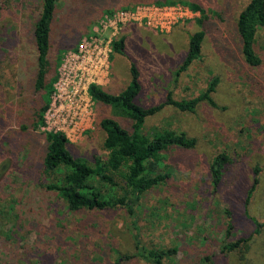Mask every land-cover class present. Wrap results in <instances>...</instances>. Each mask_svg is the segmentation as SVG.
Listing matches in <instances>:
<instances>
[{"label": "rangeland", "instance_id": "1", "mask_svg": "<svg viewBox=\"0 0 264 264\" xmlns=\"http://www.w3.org/2000/svg\"><path fill=\"white\" fill-rule=\"evenodd\" d=\"M143 1L149 0H57L45 78L48 85L54 77L51 91L65 52L106 13ZM185 1L197 4L203 15L197 11L168 33L132 23L122 27L124 53L112 52L102 86L120 92L134 61L141 83L136 103L161 106L143 130L170 129L196 140L191 149L163 153L152 173L169 176L140 195L131 217L125 207L71 211L45 187L61 183L67 169L45 168L48 131L32 113L45 94L34 90L33 31L42 0H0V264H154L137 255L136 236L147 248H176L163 264H264V25L254 42L261 63L251 66L236 29L249 0ZM200 29L201 56L181 69L189 36ZM214 77L212 104L202 100L188 112L166 103L168 95L182 100L204 93ZM104 118L130 129L127 118L94 101L92 123L68 140L74 157L90 165L105 157ZM221 151L228 160L216 187L210 165ZM231 242H238L235 249L222 248Z\"/></svg>", "mask_w": 264, "mask_h": 264}, {"label": "trees", "instance_id": "2", "mask_svg": "<svg viewBox=\"0 0 264 264\" xmlns=\"http://www.w3.org/2000/svg\"><path fill=\"white\" fill-rule=\"evenodd\" d=\"M57 0H42L39 16L35 23L33 37L37 49V73L34 81L35 92H44L38 97L37 105L32 111L37 117L36 123L43 122L42 114L47 108L51 92V82H45L48 72V52L50 47L51 23ZM188 5L194 11L204 10L195 3L185 0H149L139 2L125 8L132 9L138 4H174ZM201 24L202 20H198ZM264 25V0H249L238 15L236 22L237 34L240 40V50L244 61L257 66L261 58L254 48L255 36L258 28ZM204 29H200L189 36L188 51L181 65L186 68L201 56V44ZM112 52L124 53V38L120 36L111 44ZM130 80L118 93L106 91L101 86L90 85L88 92L94 101L109 105L113 112L130 121V129L120 125L113 118H104L100 126L105 132L104 147L107 151L104 158H97L93 165L81 158L74 157L67 148L68 139L62 132H47L46 153L44 165L47 170L65 166V173L61 183H52L45 186L48 190L55 191L65 201L71 211L77 210H103L115 207H125L129 216L134 217V206L141 194L152 187L162 183L169 174L152 173L155 165L162 160L163 153L171 147L191 149L196 140L184 132L162 129L153 133H146L144 123L146 118L157 112L161 106L144 108L136 103V97L141 90L139 71L134 61L129 63ZM217 83V77L210 80L206 91L190 99L174 100L168 95L166 103L175 106L180 111L193 112L198 103L207 100L212 104L209 96ZM39 102V103H38ZM38 106L39 109H38ZM228 160L227 153L221 151L214 155L210 165L213 186H218L223 175V167ZM238 242L223 244L225 250L235 249ZM136 253L140 257L163 264L166 256L175 254L176 248H147L135 237ZM205 261L210 257L205 256ZM37 264V263H30ZM208 264H212L211 262Z\"/></svg>", "mask_w": 264, "mask_h": 264}, {"label": "built area", "instance_id": "3", "mask_svg": "<svg viewBox=\"0 0 264 264\" xmlns=\"http://www.w3.org/2000/svg\"><path fill=\"white\" fill-rule=\"evenodd\" d=\"M197 11L182 3L138 4L132 9L106 13L92 33L65 52L56 69L55 80L43 113L48 132H62L74 139L93 121L94 100L90 85L103 86L110 76L112 41L127 24L148 27L168 33L174 26L193 18Z\"/></svg>", "mask_w": 264, "mask_h": 264}, {"label": "flooded vegetation", "instance_id": "4", "mask_svg": "<svg viewBox=\"0 0 264 264\" xmlns=\"http://www.w3.org/2000/svg\"><path fill=\"white\" fill-rule=\"evenodd\" d=\"M40 106H38V109H39Z\"/></svg>", "mask_w": 264, "mask_h": 264}, {"label": "crops", "instance_id": "5", "mask_svg": "<svg viewBox=\"0 0 264 264\" xmlns=\"http://www.w3.org/2000/svg\"><path fill=\"white\" fill-rule=\"evenodd\" d=\"M128 28H129V27H128ZM128 28H127V29H128Z\"/></svg>", "mask_w": 264, "mask_h": 264}]
</instances>
